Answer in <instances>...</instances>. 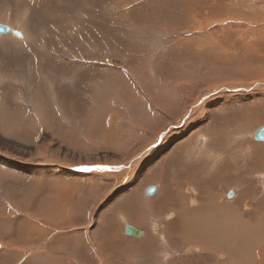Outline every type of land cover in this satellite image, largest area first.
<instances>
[{"label":"rangeland","instance_id":"rangeland-1","mask_svg":"<svg viewBox=\"0 0 264 264\" xmlns=\"http://www.w3.org/2000/svg\"><path fill=\"white\" fill-rule=\"evenodd\" d=\"M0 23L25 37L0 35V157L26 166H0V228L9 229L0 230V264H115L116 254V264H179L196 246L174 247L170 207L152 214L159 193L154 200L144 189L184 180L197 200L231 161L238 170L211 191L222 202L243 197L250 209L263 202L264 168L243 165L264 127L255 120H264V0H0ZM200 137L216 158L195 179L187 170ZM6 143L41 146L45 157ZM170 155V172L160 174ZM37 163L46 169L35 173ZM48 203L62 206L61 222L48 218ZM107 220L118 244L111 257L95 240ZM23 224L37 229L28 227L32 239L18 232ZM125 224L145 235H125ZM212 243L205 252L225 246Z\"/></svg>","mask_w":264,"mask_h":264},{"label":"bare ground","instance_id":"bare-ground-1","mask_svg":"<svg viewBox=\"0 0 264 264\" xmlns=\"http://www.w3.org/2000/svg\"><path fill=\"white\" fill-rule=\"evenodd\" d=\"M188 1V0H185ZM205 3V2H204ZM221 3V2H219ZM223 3V2H222ZM221 3V6H223V4ZM227 3V2H226ZM207 4V3H206ZM225 4V3H224ZM232 4V3H231ZM226 5V4H225ZM228 6V5H227ZM201 7V6H200ZM203 7V6H202ZM205 8L208 7V5L204 6ZM223 8V7H222ZM225 8V7H224ZM15 9V8H14ZM193 9V8H192ZM17 10V9H16ZM221 10V8H220ZM219 10V11H220ZM223 10V9H222ZM226 10V9H225ZM244 10V9H243ZM23 11V10H22ZM197 11V10H196ZM10 12V11H9ZM179 13V12H178ZM187 13V12H186ZM218 13V12H217ZM128 16V15H127ZM247 17V16H246ZM172 18V17H171ZM174 18V17H173ZM245 18V17H244ZM32 19V18H31ZM229 20V19H228ZM248 20V19H247ZM238 21V20H237ZM5 25V24H4ZM191 25V24H190ZM201 25V24H200ZM10 27V26H9ZM12 28V27H11ZM13 29V28H12ZM16 30V29H14ZM19 31V30H18ZM23 35V33H22ZM149 37V36H148ZM152 37V36H151ZM203 36H201L202 38ZM25 38V37H23ZM163 38V37H162ZM203 39V38H202ZM200 39V40H202ZM209 40V39H207ZM207 40L205 42H207ZM122 42V41H121ZM120 42V43H121ZM204 42V43H205ZM119 43V41H118ZM208 43V42H207ZM2 44V43H1ZM8 48V47H7ZM206 48V47H205ZM207 51L215 52L218 51L215 49V47L211 44H207ZM156 49V48H155ZM129 51V50H128ZM221 52V51H220ZM222 55V54H221ZM21 57V56H20ZM219 57V56H218ZM234 57V56H233ZM15 58V57H14ZM237 58V57H236ZM17 59V58H16ZM14 62V61H13ZM20 62V61H19ZM43 62V61H42ZM24 63V61H23ZM20 65V64H19ZM28 65V64H27ZM40 65V64H39ZM23 66V64H22ZM42 66V65H41ZM21 67V66H20ZM43 67V66H42ZM259 69V68H258ZM257 69V70H258ZM261 69V68H260ZM263 69V68H262ZM19 70V69H18ZM21 70V69H20ZM44 70V69H43ZM257 72V71H256ZM263 72V71H262ZM261 73V72H259ZM29 74V73H28ZM120 75V74H119ZM229 81V80H228ZM225 82V81H224ZM26 83V82H25ZM32 83V82H31ZM223 84V82L221 83ZM218 85V84H217ZM215 86V85H214ZM22 92V91H21ZM56 93V92H55ZM20 94V93H19ZM34 94V93H33ZM58 95V94H57ZM28 97V96H27ZM32 97V96H31ZM29 97V98H31ZM1 98V97H0ZM40 98V97H39ZM114 98V97H113ZM2 99V98H1ZM26 99V98H25ZM33 99V98H32ZM31 99V100H32ZM115 100V99H114ZM127 104H130L129 100H126ZM31 103V102H29ZM34 103V102H33ZM32 103V104H33ZM64 103V101L62 102ZM79 103V102H78ZM3 106V105H2ZM30 106H32L30 104ZM58 106V104H57ZM65 106V105H64ZM80 106V105H79ZM40 107V106H39ZM42 107V106H41ZM35 108V107H34ZM38 108V107H37ZM140 108V107H139ZM17 109V108H16ZM39 109V108H38ZM36 110V109H34ZM46 110V109H45ZM264 113V109L262 110ZM42 112V111H41ZM36 113V112H35ZM244 113V112H243ZM2 114V113H1ZM38 114V113H37ZM44 115V113H42ZM258 114V113H257ZM50 115V114H49ZM65 115V114H64ZM246 115V114H245ZM229 116V115H228ZM243 116V115H242ZM262 116V115H261ZM31 117V116H30ZM33 117V116H32ZM54 117V116H53ZM115 117V116H114ZM245 117V116H244ZM2 118V116H1ZM5 118V117H4ZM3 118V119H4ZM11 118V117H10ZM46 118V115H45ZM55 118V117H54ZM218 118V117H217ZM231 118V117H229ZM228 118V120H229ZM262 117H260V119H255L257 122H261L264 123V120L261 119ZM40 119V118H39ZM42 119V118H41ZM53 119V118H52ZM221 119V118H220ZM227 119V118H226ZM226 119H224L226 121ZM25 120V119H24ZM34 120V119H33ZM44 120V119H42ZM65 120V118H64ZM227 120V121H228ZM250 120V119H249ZM259 120V121H258ZM15 121V120H14ZM36 121V120H35ZM46 121V120H45ZM221 121V120H219ZM241 121V117L238 118V120L236 121L235 119H230V123L234 124L239 123ZM2 122V121H1ZM48 122V121H47ZM31 123V121H30ZM43 123V122H42ZM224 123V122H222ZM225 124H228L225 122ZM51 125V124H50ZM49 125V126H50ZM3 126V125H2ZM27 126V125H26ZM33 126V125H32ZM48 126V127H49ZM23 128V127H22ZM258 128V127H257ZM261 128V127H260ZM34 130V129H33ZM221 130V129H220ZM258 130V129H257ZM3 131V130H2ZM12 131V130H10ZM53 132V131H52ZM256 132V131H255ZM7 134V132H6ZM254 134L253 133V140L254 139ZM5 135V134H4ZM207 135V134H206ZM243 135V134H242ZM248 135V134H247ZM231 137V136H230ZM251 137V136H250ZM240 138V137H239ZM1 139V138H0ZM55 139V138H54ZM225 139V138H224ZM199 140L201 142H199V144H201V146L198 147V149L196 151H192L194 152V156L195 158L193 159L194 162H192L193 164L190 165V171L187 170V173H191L190 176L194 177L195 179H199V173L201 170L203 171L207 165V162L211 161V160H215V154H212L209 150V147L207 145V141H204L203 137H200ZM208 140V139H205ZM19 141V140H18ZM45 141V140H44ZM209 141V140H208ZM256 141V142H255ZM254 145L251 146V148H249L248 151V157L249 160L244 162V170L245 171H253V170H261L264 168V143L261 141V143H257V140H255ZM1 142V141H0ZM28 142V141H27ZM31 142V141H30ZM43 143V142H42ZM42 143H39L40 145ZM152 143V142H151ZM211 143L208 142V144ZM3 144V143H1ZM30 144V143H29ZM246 144V143H245ZM243 144V145H245ZM4 145V144H3ZM7 146L12 147V149L14 150H19L22 152H26L27 154H29L30 156H35L38 158H44L45 155L43 156L41 151L43 148L40 146L39 149H36L34 152L26 150V149H20V147H17L14 145L11 146L9 143H6ZM221 145V144H220ZM237 145V144H236ZM248 145V144H247ZM37 147V148H38ZM48 147V146H47ZM249 147V146H248ZM36 148V147H35ZM197 148V147H196ZM1 149V148H0ZM58 149V147H57ZM61 149V148H60ZM217 149H220L219 145L217 147ZM224 149V148H222ZM242 149V148H241ZM10 151V150H9ZM166 151V150H165ZM50 152V151H49ZM174 155H177V152H179L178 149H176ZM217 152V151H215ZM219 152V150H218ZM232 152V151H231ZM8 153V152H7ZM48 153V152H47ZM79 153V152H78ZM242 154V153H241ZM47 155V154H46ZM145 155V154H143ZM224 155V154H223ZM236 155V154H235ZM213 156L215 158H213ZM247 156V155H246ZM171 155L168 159L163 160L164 164L162 166L163 172L161 173H166L168 174V167L171 166ZM220 158V157H219ZM235 158V157H234ZM233 158V159H234ZM37 159V158H36ZM245 159V158H244ZM234 161V160H233ZM7 162V163H6ZM170 162V163H169ZM236 162V160H235ZM40 163V162H39ZM154 163V162H153ZM169 163V166L167 165ZM218 163V162H217ZM239 163V162H238ZM214 164V163H213ZM35 165V164H34ZM48 165V164H46ZM167 165V166H165ZM215 165V164H214ZM213 165V166H214ZM221 165V164H220ZM0 166H7L11 169H18V171H21L24 173L26 166H22L19 167L17 166L15 163L9 162L8 160H6L5 158L0 157ZM165 166V167H164ZM237 166V165H236ZM235 164L231 161L228 163H224L223 167L220 168L219 172L216 173L215 177H212L211 179H209L208 181L211 182L212 181V186H210L208 188V186L206 184H203L202 187H206V197H202L200 196V198H198L196 201H193L190 197V194L188 192V186H187V182L183 180V182L178 183L176 182V184L174 183H167L168 185H166V183H164L162 180L157 181L162 185V192H160L159 190V194H158V198L159 199H153L155 201H151V205L149 207H147L148 209H150V211H152V214L154 212L159 211L160 208L165 207V209L167 210V207H170L171 210V214L170 216L172 217V222L169 223L168 226V230L171 233L169 236H167L170 240V242L172 244H174V247H176L177 249H180L182 247H187L188 245H192L191 242H193L196 247L194 249H192L194 251V254H187V256H183L184 258H181V260L178 261L179 264H263L264 262V200L263 202L261 201V203L257 204L255 206V208L250 209L248 207V205L243 204L242 198L243 197H238L236 200L234 199L231 202H222L221 194H215V192L211 191V188L214 187V185H217V183L220 185H222L227 177L229 172L231 171H237L238 167H236ZM148 167V166H147ZM233 167H235V169H233ZM24 168V169H23ZM160 168V167H159ZM165 168H167V171L165 170ZM213 168H216L213 167ZM44 169H46L44 167V164H38L36 165L34 171H36L35 173H40L41 171H43ZM241 169V168H240ZM173 170V169H172ZM242 170V171H244ZM177 171H181L180 177L184 178L187 177V173L185 175H183V171L182 170H178ZM27 172V171H26ZM241 172V171H240ZM239 172V173H240ZM247 172V173H248ZM227 173V177L225 178V174ZM250 173V172H249ZM235 174L237 175V172H235ZM246 174V172H245ZM244 174V175H245ZM174 175V174H173ZM198 175V176H197ZM241 175V174H240ZM208 176V175H207ZM229 176L231 177V174H229ZM238 176V175H237ZM174 177V176H173ZM210 177V176H209ZM207 177V178H209ZM190 178V177H189ZM234 178V177H233ZM252 178V177H250ZM192 179V178H191ZM179 180V179H178ZM230 180V179H229ZM235 182H237L236 180H240L239 178H234ZM207 181V183H208ZM215 181V182H214ZM159 185V184H158ZM242 189V188H241ZM112 190V189H111ZM145 190V189H144ZM215 190V189H214ZM190 191V190H189ZM247 191V190H246ZM145 193V192H144ZM57 195V194H56ZM54 195V196H56ZM239 195V192H238ZM198 196V195H197ZM234 196V195H233ZM242 196V195H241ZM152 199V198H151ZM260 200V199H259ZM139 201V200H138ZM149 203V202H148ZM141 204V203H140ZM139 204V205H140ZM142 206V205H141ZM144 209V208H143ZM150 211L148 210L146 213V216H150ZM46 212L47 213H51L50 219L55 221V222H61L64 218L65 215L63 214V208L61 205L58 204H51L48 203V206L46 208ZM151 214V215H152ZM169 215V214H168ZM46 216V215H44ZM131 216V215H130ZM125 219V218H124ZM158 220V219H157ZM127 221V220H126ZM28 223H32L30 221H27ZM159 223V222H158ZM134 224V223H133ZM155 225H157L156 223H154ZM17 225V224H16ZM159 226V225H158ZM157 226V227H158ZM171 226V227H170ZM15 227V226H13ZM19 227V226H18ZM34 228L35 230H37L35 227L31 226V225H26L23 224L19 227L18 232H22V234L25 235L26 237H29V239L31 238V233L32 230L30 231L29 228ZM109 228V227H108ZM183 228L185 230H187V233H190L188 236H184L182 234ZM214 228V229H213ZM233 228V229H232ZM143 229V228H142ZM232 229V230H231ZM0 230L2 231V233H7V230H9L4 224L1 225ZM101 230V229H100ZM215 230V232L217 233L215 236L211 235V231ZM230 230H231V234H230ZM123 231V230H122ZM9 232V231H8ZM102 233H104V235L107 233L105 231H101ZM110 232V231H109ZM108 232V235H111V233ZM213 232V231H212ZM225 232L227 234H230V237H226L224 238L222 233ZM26 233V234H25ZM36 233V232H35ZM142 233L144 234V232L142 231ZM165 233V232H163ZM27 235V236H26ZM107 235V234H106ZM126 235V234H125ZM145 235V234H144ZM161 235V234H160ZM166 235V234H165ZM133 237V236H132ZM65 238V237H64ZM70 238V236H69ZM130 238V237H129ZM145 238V237H144ZM165 238V237H164ZM28 239V238H27ZM32 239V238H31ZM66 239V238H65ZM68 239V238H67ZM127 239V238H126ZM167 239V238H166ZM113 240V239H112ZM146 240V239H145ZM165 240V239H164ZM23 241V240H22ZM94 241V240H93ZM133 241V240H132ZM147 241V240H146ZM212 241L213 243L217 242V245H225L222 247H218L219 251H210L211 249L216 248V245H214L213 247H209L210 248L208 250V252L204 250V248L202 247V245H204L206 248V244ZM96 243V242H95ZM113 243V244H112ZM167 243V242H166ZM212 243V244H213ZM137 243L135 242L133 245H136ZM142 244V243H141ZM169 246H171L169 243H167ZM54 245V244H53ZM131 245V244H130ZM138 245V244H137ZM101 250L102 248H106L108 250H112L113 247L117 248L118 244L117 242H112V241H108V243H106L105 246H102L101 244ZM120 247V246H119ZM127 247V246H126ZM202 247V251L201 250ZM167 248V247H166ZM173 249V246L171 247ZM200 248V249H199ZM59 249V248H57ZM105 249V254H107L106 252H109ZM104 250V249H103ZM100 251V249H99ZM190 250H188L189 252ZM101 252V251H100ZM117 253V252H114ZM225 253V254H224ZM102 254V253H101ZM104 254V255H105ZM165 254V253H164ZM108 255V254H107ZM117 255H115V259H114V263L116 264L119 263L120 260H118V258L116 257ZM120 256V255H119ZM170 256V255H169ZM93 257V256H92ZM103 257V256H102ZM101 257V258H102ZM121 257V256H120ZM182 257V256H181ZM108 258V257H107ZM104 259V258H103ZM53 260V259H52ZM51 260V261H52ZM83 260V258H82ZM98 260V259H97ZM111 261V260H110ZM91 264V263H90ZM112 264V263H110ZM123 264V263H122Z\"/></svg>","mask_w":264,"mask_h":264},{"label":"water","instance_id":"water-1","mask_svg":"<svg viewBox=\"0 0 264 264\" xmlns=\"http://www.w3.org/2000/svg\"><path fill=\"white\" fill-rule=\"evenodd\" d=\"M8 34H13L14 36H16L17 38L19 39H23V35H22V32L19 30H14L12 29L11 27L7 26V25H4V24H1L0 23V35H8ZM261 128H264V127H261ZM259 128L258 130H256L255 134H254V139L259 141L256 136H257V133L258 131L261 129ZM153 189L155 191H153ZM158 191H159V187L157 185H151L149 187L146 188L145 190V195L147 197H153L155 195L158 194ZM234 195V191H230L227 195L228 198H232ZM129 228L131 229H134V231H129ZM124 232L127 236H133L135 238H140L143 236V233L141 230L137 229L136 227H134L133 225H125L124 227Z\"/></svg>","mask_w":264,"mask_h":264},{"label":"crops","instance_id":"crops-1","mask_svg":"<svg viewBox=\"0 0 264 264\" xmlns=\"http://www.w3.org/2000/svg\"><path fill=\"white\" fill-rule=\"evenodd\" d=\"M127 110V109H126ZM65 117L63 116V119H64ZM55 136H57V134H55ZM26 144V143H25ZM166 160V159H165ZM169 172H170V169H169ZM49 173V172H48ZM164 182H166V180H163ZM167 184V183H166ZM159 187V190L161 189V187L160 186H158ZM146 190V189H145ZM158 193H159V191H158ZM156 196V195H155ZM145 214H148V213H145ZM48 218H50V216L48 217ZM109 218H113V214L111 213L108 217H107V219H109ZM51 220V219H50ZM51 222H55V221H53V220H51ZM107 224L108 225H106L105 226V228L104 229H99V235H98V239H95V240H101L102 241V246H105L106 245V243H108V241L110 240V239H113V236L112 235H108V232L110 231V232H112L113 231V229H111L112 227L111 226H109V222H108V220H107ZM125 225H128V224H125ZM131 225V224H130ZM109 227V228H108ZM135 227V226H134ZM137 228V227H136ZM137 229H139V228H137ZM105 231V232H107L105 235H104V233H102L101 231ZM140 230V229H139ZM142 231V230H141ZM109 232V233H110ZM103 235H102V234ZM74 236H72L71 238H73ZM74 243H75V245L77 246V245H79V243H78V241H74V242H72V243H69L68 245H67V250H68V248L69 247H71L72 249L73 248H75L76 246H74ZM95 245V244H94ZM103 249V248H102ZM107 251H109V252H107V254H108V256L109 257H111V251L112 250H108V249H106ZM63 252L65 253V255H66V253L68 254V252H66V249H64L63 250ZM117 255V254H116ZM118 256V255H117ZM78 257H79V255H78ZM81 260H82V258H81ZM80 260V261H81ZM95 264L96 263V261H94V260H92V259H88V260H85V263H82V264Z\"/></svg>","mask_w":264,"mask_h":264},{"label":"snow or ice","instance_id":"snow-or-ice-1","mask_svg":"<svg viewBox=\"0 0 264 264\" xmlns=\"http://www.w3.org/2000/svg\"><path fill=\"white\" fill-rule=\"evenodd\" d=\"M256 138H257L259 141L264 142V128H261V129L258 131ZM98 170L103 171L104 169H98ZM153 191H155V190L153 189ZM129 231H130V232H131V231H134V229L129 228Z\"/></svg>","mask_w":264,"mask_h":264}]
</instances>
